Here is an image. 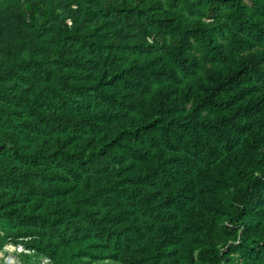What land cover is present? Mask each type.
<instances>
[{
  "label": "trees",
  "instance_id": "1",
  "mask_svg": "<svg viewBox=\"0 0 264 264\" xmlns=\"http://www.w3.org/2000/svg\"><path fill=\"white\" fill-rule=\"evenodd\" d=\"M8 244L264 264V0H0Z\"/></svg>",
  "mask_w": 264,
  "mask_h": 264
},
{
  "label": "rangeland",
  "instance_id": "2",
  "mask_svg": "<svg viewBox=\"0 0 264 264\" xmlns=\"http://www.w3.org/2000/svg\"><path fill=\"white\" fill-rule=\"evenodd\" d=\"M16 5L20 4L22 0H13ZM11 251V250H10ZM13 251V250H12ZM0 257H4L7 264H17L16 257L10 252L9 254H0ZM24 259V258H23Z\"/></svg>",
  "mask_w": 264,
  "mask_h": 264
},
{
  "label": "built area",
  "instance_id": "3",
  "mask_svg": "<svg viewBox=\"0 0 264 264\" xmlns=\"http://www.w3.org/2000/svg\"><path fill=\"white\" fill-rule=\"evenodd\" d=\"M5 249H6L7 251L11 252V253H14V252H18V253H29V251L26 250V249L24 248V246H22V245H17V246H15V245H13V244H8V245L5 247ZM10 250H11V251H10ZM12 250H13V251H12ZM44 263H46V262L44 261ZM44 263H42V264H44Z\"/></svg>",
  "mask_w": 264,
  "mask_h": 264
}]
</instances>
